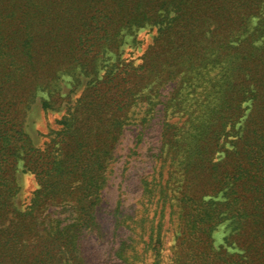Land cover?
Returning <instances> with one entry per match:
<instances>
[{"label":"trees","instance_id":"1","mask_svg":"<svg viewBox=\"0 0 264 264\" xmlns=\"http://www.w3.org/2000/svg\"><path fill=\"white\" fill-rule=\"evenodd\" d=\"M145 27V49L126 52ZM65 77L82 86L67 101ZM39 94L63 111L35 147L24 117ZM159 104V169L141 180L148 234L135 250L139 222L116 208L132 229L117 257L264 264V0H0V264H86L80 241L122 128ZM23 173L35 185L24 205Z\"/></svg>","mask_w":264,"mask_h":264},{"label":"rangeland","instance_id":"2","mask_svg":"<svg viewBox=\"0 0 264 264\" xmlns=\"http://www.w3.org/2000/svg\"><path fill=\"white\" fill-rule=\"evenodd\" d=\"M153 34L154 31L149 27L140 29L135 36L138 43L128 45L129 47L124 45V50L126 52L133 51L134 56L139 55L150 42ZM71 81V78L65 77L60 82L61 96L65 99L64 101L76 97L82 87L80 85V87L74 88ZM170 88L171 84L163 88L160 99H164ZM40 98H43L42 94L37 96L24 117V130L35 147L42 146L51 131L57 128L56 120L59 119L63 111L62 105L57 104H54L51 109H42ZM60 102L62 101L58 99L57 103L60 104ZM160 108L161 105H157L153 117L144 126L126 121L122 128L113 150L114 161L111 164L108 181L101 192V201L95 211L97 226L91 232H86L80 241L86 264H122L117 257L116 250L122 239L129 235L132 236V229L117 225L116 208L118 216L129 215L132 220L139 222V226L137 225L134 230L137 232L136 238L139 243L134 246V249L137 251L142 249L141 242L146 240L150 216L154 207L149 206L146 211L143 210L141 180L156 174L159 169L158 155L163 120ZM128 116L130 117V114ZM135 117L136 115L133 116V118ZM18 182L20 186L18 204L24 205L30 192L35 188L34 181L31 176L23 173L18 175ZM140 226L143 227L142 230ZM228 230L225 224L216 229L214 232L215 245L221 243L222 237L228 233ZM140 235L141 237H137ZM170 243H172L171 240L166 246ZM131 252L129 249V253ZM134 264L141 263L137 261Z\"/></svg>","mask_w":264,"mask_h":264}]
</instances>
